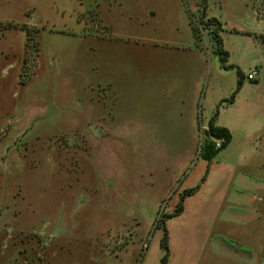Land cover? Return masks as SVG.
Listing matches in <instances>:
<instances>
[{
    "label": "rangeland",
    "instance_id": "1",
    "mask_svg": "<svg viewBox=\"0 0 264 264\" xmlns=\"http://www.w3.org/2000/svg\"><path fill=\"white\" fill-rule=\"evenodd\" d=\"M165 253L264 264V0H0V264Z\"/></svg>",
    "mask_w": 264,
    "mask_h": 264
},
{
    "label": "trees",
    "instance_id": "2",
    "mask_svg": "<svg viewBox=\"0 0 264 264\" xmlns=\"http://www.w3.org/2000/svg\"><path fill=\"white\" fill-rule=\"evenodd\" d=\"M205 22L207 26H211L213 25L214 22L216 23V20L211 18V19H207ZM192 33L194 36H199L198 29L196 28H192ZM211 35L213 39L218 43V46H217L218 49L216 50L217 53L221 55L222 61H225L227 52L222 47L220 36L215 30L213 31L211 30ZM241 85H242V78L239 77L237 80L236 90L234 91L232 97L234 96L236 92H238ZM230 100H232V98ZM205 133L211 140L214 139V140L220 141L218 147L215 146L214 141H208L207 143H205L204 149H203V157L204 159L210 161L220 150L224 149L229 144L231 140V133L228 128L216 125L215 117H211L208 120V126L205 129ZM191 192H192L191 190L190 191L186 190L183 193V196L181 197L180 201L182 202L183 197ZM176 212H181V207H177L175 212H173L169 216H173ZM166 241H167L166 233H164V236L162 238V245L165 247V250L167 251V247L165 245ZM166 262H167V253H165L162 258V264H166Z\"/></svg>",
    "mask_w": 264,
    "mask_h": 264
},
{
    "label": "built area",
    "instance_id": "3",
    "mask_svg": "<svg viewBox=\"0 0 264 264\" xmlns=\"http://www.w3.org/2000/svg\"><path fill=\"white\" fill-rule=\"evenodd\" d=\"M257 71L256 70H253V71H251V72H249L248 74H247V79L248 80H253L254 78H255V76L257 75Z\"/></svg>",
    "mask_w": 264,
    "mask_h": 264
}]
</instances>
